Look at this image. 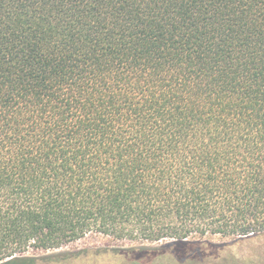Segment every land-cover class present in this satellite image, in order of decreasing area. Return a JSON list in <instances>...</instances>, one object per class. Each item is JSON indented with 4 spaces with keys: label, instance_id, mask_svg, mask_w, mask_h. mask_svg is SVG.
<instances>
[{
    "label": "trees",
    "instance_id": "16d2710c",
    "mask_svg": "<svg viewBox=\"0 0 264 264\" xmlns=\"http://www.w3.org/2000/svg\"><path fill=\"white\" fill-rule=\"evenodd\" d=\"M92 233L170 242L25 255ZM213 236L264 240V0H0V264Z\"/></svg>",
    "mask_w": 264,
    "mask_h": 264
},
{
    "label": "rangeland",
    "instance_id": "374dc122",
    "mask_svg": "<svg viewBox=\"0 0 264 264\" xmlns=\"http://www.w3.org/2000/svg\"><path fill=\"white\" fill-rule=\"evenodd\" d=\"M218 245H225L223 248L214 252H210L204 257H200L197 264H264V240L251 242H234L231 243V238H221L219 236L210 237ZM170 242L164 240H146V239H114L102 234H87L83 238L67 243L59 248L50 249H33L26 251L25 255H46L62 251H76L82 249L90 250H113L122 254L121 251L127 250H158ZM112 264H122L125 260L111 259ZM164 262L166 264H176L171 255L167 254L161 261L157 260V264ZM162 263V264H164ZM146 264V262L142 263Z\"/></svg>",
    "mask_w": 264,
    "mask_h": 264
}]
</instances>
